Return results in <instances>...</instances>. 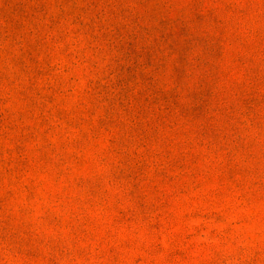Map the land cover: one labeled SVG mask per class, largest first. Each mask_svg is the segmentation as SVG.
<instances>
[{"label":"rangeland","instance_id":"1","mask_svg":"<svg viewBox=\"0 0 264 264\" xmlns=\"http://www.w3.org/2000/svg\"><path fill=\"white\" fill-rule=\"evenodd\" d=\"M0 264H264V0H0Z\"/></svg>","mask_w":264,"mask_h":264}]
</instances>
